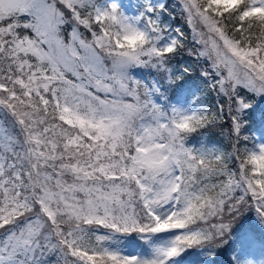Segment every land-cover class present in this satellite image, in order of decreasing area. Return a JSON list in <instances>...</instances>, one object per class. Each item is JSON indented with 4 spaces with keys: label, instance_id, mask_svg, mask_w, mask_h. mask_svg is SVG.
Returning a JSON list of instances; mask_svg holds the SVG:
<instances>
[{
    "label": "snow or ice",
    "instance_id": "obj_1",
    "mask_svg": "<svg viewBox=\"0 0 264 264\" xmlns=\"http://www.w3.org/2000/svg\"><path fill=\"white\" fill-rule=\"evenodd\" d=\"M0 264H264V0H0Z\"/></svg>",
    "mask_w": 264,
    "mask_h": 264
},
{
    "label": "trees",
    "instance_id": "obj_2",
    "mask_svg": "<svg viewBox=\"0 0 264 264\" xmlns=\"http://www.w3.org/2000/svg\"><path fill=\"white\" fill-rule=\"evenodd\" d=\"M185 31H189V29L186 27ZM185 59H187V57H185ZM213 139H217L216 137H213ZM221 145L225 148V150H228L227 148V142L226 141H220Z\"/></svg>",
    "mask_w": 264,
    "mask_h": 264
}]
</instances>
